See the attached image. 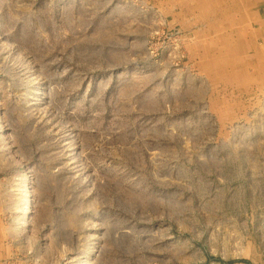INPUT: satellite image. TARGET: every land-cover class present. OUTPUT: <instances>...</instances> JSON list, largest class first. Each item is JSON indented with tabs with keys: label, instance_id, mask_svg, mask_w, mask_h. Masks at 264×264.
Segmentation results:
<instances>
[{
	"label": "rangeland",
	"instance_id": "1",
	"mask_svg": "<svg viewBox=\"0 0 264 264\" xmlns=\"http://www.w3.org/2000/svg\"><path fill=\"white\" fill-rule=\"evenodd\" d=\"M212 1L0 0V264H264V90Z\"/></svg>",
	"mask_w": 264,
	"mask_h": 264
},
{
	"label": "crops",
	"instance_id": "2",
	"mask_svg": "<svg viewBox=\"0 0 264 264\" xmlns=\"http://www.w3.org/2000/svg\"><path fill=\"white\" fill-rule=\"evenodd\" d=\"M220 4L215 7L220 12L213 11L214 0L205 9L211 12L207 26L212 31L218 24L221 28L211 40L224 42L220 51L225 71L244 74L245 89L252 83L255 90H264V0H221Z\"/></svg>",
	"mask_w": 264,
	"mask_h": 264
}]
</instances>
